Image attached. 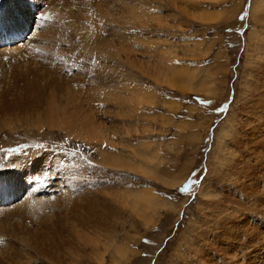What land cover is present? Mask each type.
<instances>
[{
  "label": "rangeland",
  "instance_id": "1",
  "mask_svg": "<svg viewBox=\"0 0 264 264\" xmlns=\"http://www.w3.org/2000/svg\"><path fill=\"white\" fill-rule=\"evenodd\" d=\"M4 1V8L19 2ZM69 1L78 18L76 28L62 31L63 38L54 48L42 51L51 50L60 66L56 59L52 64L44 60L39 64H50L48 71L57 65L61 69L55 74L61 75L74 96L82 92V98H90L95 124L68 136L63 121L51 123L44 114L35 113L32 123L22 124V114L13 112L11 123L1 125L4 114L0 112V194L9 185V192L17 195L21 191L20 196L28 201H23L26 205L21 215L16 212L21 199L0 207V211H8L0 214L4 217L3 221L0 218V252L7 254L0 255V264L252 262L250 250L243 253L237 249L239 235L234 241L225 238L219 252L202 244L199 234L205 236L207 221L213 236L205 241L209 243L218 232L221 225L212 228L217 225L213 222L216 217L209 216L214 210L211 205L221 197L224 214L233 212L238 229L245 230L246 222L248 228L262 232L256 248L264 249V221L244 216L248 212L238 218L239 207L229 201L234 196L222 191L220 185L224 184L214 172L215 157L225 149L222 143L227 145L229 136H234L235 112L251 102L252 70L263 63L255 53L264 48V25L257 26L254 19L264 17V0ZM133 16H137L135 21ZM27 66V59L0 53L1 103L10 100L8 90L14 94L18 88V83H10L13 76L9 75ZM165 74L172 77L165 78ZM174 79L183 91L174 86ZM58 82L54 89L62 91ZM47 86L51 88L52 83ZM246 88L252 91L247 97L243 94ZM80 132L88 134L91 142L81 139ZM232 149L227 147V152L239 154V149ZM119 162V168L113 167ZM206 190L211 192L204 193ZM203 193L206 196H201ZM240 203L252 207V212L264 209L242 199ZM28 233L35 235L36 241L26 244ZM254 263L256 260L250 264Z\"/></svg>",
  "mask_w": 264,
  "mask_h": 264
},
{
  "label": "bare ground",
  "instance_id": "2",
  "mask_svg": "<svg viewBox=\"0 0 264 264\" xmlns=\"http://www.w3.org/2000/svg\"><path fill=\"white\" fill-rule=\"evenodd\" d=\"M9 1V0H8ZM19 2H15V5H11L10 7H6L4 8L5 10L0 14V31H7L8 34H12V35H19L21 33H25V40L21 43H17L9 48H0V53L3 54H12L15 56V58L20 59H27L28 60V66L23 69V67L21 68V71L17 72L16 74L14 73V75L10 74L9 76H13L12 81L10 83H18L16 85H18V90L16 89V93L13 94V92H10L8 89V86L10 85V83H8V81H6L8 83V85L6 86V94L11 96V98H7L10 99L9 101H5L6 98H4V103H1L3 101L0 102V112H3V116L4 118H2L3 120L5 119V117L8 118L5 119V121L3 122L2 120V124L0 122L1 125H4L5 122L6 124H10L11 123V119L9 118L10 114L13 112H18L19 114H22V117L19 119L20 123L22 124H28V123H32L31 122V118H33L32 116L37 113L36 115L38 116L39 114L41 115H45L44 119L49 120L51 123L56 124L57 121H63L65 123V126L67 127V135L70 136L71 133H76L77 129H86L88 127H90V124L94 123V118L90 115V110H89V103H90V98L89 97H81V93L80 96L75 97L74 93L72 92V90L69 88V86L67 85L66 82H64L60 77L61 75L59 74H55L58 73L59 69H61L58 66H60V60L58 61L55 56L51 53V50L47 51V52H42L43 49H46L47 47H53L55 43L59 42L61 39L63 38L61 37V33L62 31H69L68 29L71 30V28L73 26H77V20L76 19V14L73 13V7H71L70 1L67 0L66 2H64L63 0H17ZM9 1L8 3L10 4ZM88 2V1H87ZM7 3V2H6ZM4 3V4H6ZM70 4V5H69ZM116 4V3H115ZM7 5V4H6ZM134 5V4H133ZM115 6V5H114ZM124 6V5H123ZM122 6V7H123ZM136 6V5H135ZM4 7V6H3ZM121 7V5L119 6ZM130 7V6H129ZM133 7V6H132ZM87 8V7H86ZM110 7H107L106 9H108ZM115 8V7H112ZM136 8V7H135ZM120 9V8H119ZM123 9V8H122ZM3 10V9H2ZM89 10V9H88ZM99 10V9H98ZM110 10V9H109ZM112 10V9H111ZM118 10V8H117ZM121 10V9H120ZM129 10V8L127 9V11ZM130 10H134L131 9ZM139 10V9H138ZM80 11V10H79ZM84 11V10H83ZM86 11V10H85ZM123 12L125 10H122ZM121 11V12H122ZM108 12V10H107ZM112 12V11H111ZM111 12H109L111 14ZM118 12V11H117ZM129 12V11H128ZM254 12V11H253ZM78 14V13H77ZM109 14V16H110ZM128 14V13H127ZM141 14V13H140ZM120 15V13L118 14ZM133 15V13H132ZM130 14V16H132ZM146 15V14H145ZM114 16H117L114 15ZM123 16V15H122ZM126 16V15H124ZM123 16V17H124ZM112 17V16H111ZM130 18V17H129ZM135 18H137V16H133V19L135 21ZM143 18V17H142ZM83 19V18H82ZM125 19V18H124ZM132 19V18H131ZM87 21V20H85ZM118 21V18H117ZM126 21V20H125ZM255 24L258 26H263L264 25V17L260 18V19H254ZM82 25V24H81ZM84 25V24H83ZM83 27V26H82ZM74 29V28H73ZM87 29V28H85ZM89 30V29H88ZM264 30V27H263ZM73 31V30H72ZM85 32V31H83ZM64 34V33H63ZM67 36V35H66ZM99 37H97L98 39ZM255 38V37H254ZM106 39V38H105ZM126 41V40H125ZM128 41V40H127ZM100 42V40H99ZM121 42V41H120ZM111 43V41L109 42V44ZM126 45V42H124ZM255 43H257L255 41ZM259 44V42H258ZM256 45V46H260V45ZM263 44V43H262ZM108 46V44H106ZM112 45V43H111ZM117 45V44H116ZM118 46V45H117ZM255 46V47H256ZM115 47V46H114ZM126 47V46H125ZM123 48V47H122ZM262 48V47H260ZM111 49V48H110ZM108 49V50H110ZM128 49V48H127ZM37 50V53L35 54ZM103 50V49H102ZM107 50V51H108ZM125 50V49H124ZM68 51V50H67ZM121 51V50H120ZM255 51V49H254ZM72 52V51H71ZM123 52V51H122ZM126 52V51H125ZM257 52V51H255ZM65 53H67L65 51ZM64 53V54H65ZM106 53V52H105ZM112 53V52H110ZM57 54V53H56ZM258 55H255L258 59H262V64H260L259 62L256 64H260L258 66V68H255L252 70H250V74L252 73L251 77H250V81L252 83L251 85V90H248L247 92V88L244 91V96L246 95V97L252 92V98L251 102L248 100L249 103H247V105H245L246 103H244V101L247 100V98L243 101V103L241 102V104L245 105V108L243 110H238L235 112V120L237 122L236 124V128L234 129V136H229L230 134L228 133V136L230 137L228 144L223 145L222 143V147L225 148L222 152V154L219 155V150L221 151V148L218 149V155L217 157H215V173H216V177L218 178V182L224 185H220V188L223 189L222 191L224 193H226L228 196H239L240 193H243V198H239V200H236V198H230L231 200H229L231 203H233L234 205H236L238 208L237 210V216L238 218L242 215L243 212H248L246 215L244 216H253L254 218L258 219V222L263 223L264 221V209L263 210H259L257 208V210H255L254 212H252L250 209H252V207L249 209L248 207H245L243 204L240 203V199H242L244 202L249 203V204H255L257 206H260L261 208L264 207V144L261 142H264V61L263 58L264 57V48H262V50H259L258 53H255ZM111 56V55H110ZM119 56V55H118ZM117 56V57H118ZM54 59L57 60V64L55 69H49L50 64L49 63H54ZM45 61L46 63L49 62V66L46 65H42L39 64V61ZM131 61V60H130ZM257 61V60H256ZM21 62V61H19ZM24 62V61H23ZM22 62V63H23ZM15 63V62H14ZM25 63V62H24ZM38 63V64H37ZM51 63V64H52ZM134 63V62H133ZM132 63V64H133ZM137 63V62H136ZM62 64V63H61ZM131 65V63H129ZM255 65V63H253ZM135 66V64H133ZM140 65V64H139ZM21 66V65H20ZM20 66H17L20 67ZM68 66V65H67ZM254 67V66H253ZM47 68V70H46ZM63 68V67H62ZM135 68V67H134ZM137 68V65H136ZM135 68V69H136ZM23 69V70H22ZM70 69V68H69ZM153 69V68H152ZM161 69H159L160 71ZM173 70V69H172ZM143 71V70H141ZM157 71V69H155V72ZM51 72V73H50ZM54 72V73H53ZM170 72V71H168ZM159 73L160 72H156ZM163 72H161L162 74ZM65 74V73H64ZM168 74V73H167ZM167 74H165V78L167 77ZM170 74V73H169ZM249 74V75H250ZM7 75V74H6ZM16 75V76H15ZM175 73L172 74V76H174ZM248 75V76H249ZM16 78H15V77ZM143 76V75H142ZM171 76V75H170ZM170 76H168L167 78H169ZM171 76V77H172ZM17 80H14V79ZM63 78V77H62ZM163 78V81H165L166 79ZM249 78V77H248ZM8 79V77L6 78ZM67 79V78H66ZM181 79V78H179ZM178 79V81H180ZM61 81V86L62 87V91L57 90L55 91L54 89V85L55 83H57L58 81ZM168 80V79H167ZM166 80V81H167ZM176 80V81H175ZM174 81L176 82L174 86H176V88L178 90H182L181 88H178V84L177 83V79H174ZM203 81V80H202ZM181 82V81H180ZM197 82V81H196ZM52 86L51 88L49 86H47L48 84H51ZM14 84V85H15ZM59 84V82H58ZM69 84V82H68ZM174 84V83H173ZM181 84V83H180ZM66 85V86H65ZM168 85V84H167ZM187 85V84H185ZM194 85V84H193ZM173 86V85H171ZM195 87V86H193ZM15 88V87H14ZM196 88V87H195ZM199 88V87H198ZM254 88V90L252 89ZM15 90V89H13ZM71 90V91H70ZM88 90V89H87ZM4 91V90H3ZM12 91V90H11ZM183 91V90H182ZM250 91V92H249ZM46 92V95L43 93ZM98 93V92H97ZM249 93V94H248ZM5 94V92H4ZM86 94V93H85ZM84 94V95H85ZM45 95V96H44ZM7 97V96H6ZM243 98V97H242ZM242 98H240L242 100ZM249 98V97H248ZM133 100V99H132ZM247 102V101H246ZM87 103V104H86ZM132 103V102H131ZM86 104V105H85ZM57 113V114H56ZM16 114V113H15ZM18 114V115H19ZM57 115V116H56ZM13 116V115H12ZM16 116V115H15ZM35 117V115H34ZM36 119H40V118H36ZM18 120V122H19ZM34 120V119H33ZM100 120V118H99ZM97 120V122L99 121ZM1 121V120H0ZM41 121V119L39 120ZM96 121V120H95ZM170 121V120H169ZM165 122V121H164ZM36 123V122H35ZM40 124V123H39ZM95 124V123H94ZM43 124H41L40 126L42 127ZM50 125V124H49ZM97 125V123H96ZM59 126V125H58ZM37 127V126H36ZM60 127V126H59ZM179 127V126H178ZM54 128V127H53ZM97 128V127H96ZM95 128V129H96ZM104 128V127H103ZM108 128V127H106ZM114 128V126L112 127V129ZM65 129V128H64ZM101 129V128H100ZM66 130V129H65ZM98 129H96L97 131ZM107 129H102L101 131H104ZM110 130V129H108ZM64 131V130H63ZM105 131V132H106ZM113 132V131H112ZM66 133V131H65ZM98 133V131H97ZM108 133V132H107ZM225 133V132H224ZM93 134V133H92ZM104 134V132H103ZM227 134V133H225ZM88 135V134H87ZM87 135H82L80 132V138L86 141H90L89 138H87ZM101 135V134H100ZM219 135V134H218ZM78 136V135H77ZM93 136V135H92ZM98 136V135H97ZM113 136V135H112ZM227 136V137H228ZM91 137V136H90ZM226 137V136H224ZM92 138V137H91ZM93 139V138H92ZM98 139V138H97ZM221 141V140H220ZM224 141V140H223ZM222 141V142H223ZM91 142V141H90ZM226 142V141H224ZM219 145V146H220ZM115 146V145H114ZM228 148H233V149H239V154L236 156L233 154V152L230 153L227 152L229 150H227ZM218 148V147H217ZM232 149V150H233ZM135 151V150H134ZM234 151V150H233ZM144 153V152H143ZM221 153V152H220ZM241 153V154H240ZM135 154V153H134ZM130 155V154H129ZM139 155V154H138ZM138 157V156H137ZM141 157V156H140ZM116 158V157H115ZM142 158H144V156L142 155ZM111 159V158H110ZM118 159V158H117ZM115 160V159H114ZM131 160V159H130ZM151 160V159H150ZM119 161V160H117ZM214 162V159L211 160V162ZM212 162V163H213ZM121 162H119V164L113 165V167L119 168V165ZM209 163V162H208ZM135 166V165H134ZM211 166V165H209ZM109 167V166H107ZM212 167V166H211ZM212 167V168H213ZM125 168V167H124ZM137 168V167H136ZM212 168H210L209 175L214 174V172H212ZM128 169V168H126ZM129 170V169H128ZM209 170V169H208ZM138 171V170H137ZM141 174V173H140ZM210 175V176H211ZM212 177V176H211ZM214 177V175H213ZM215 177V178H216ZM214 178V179H215ZM211 179V178H208ZM213 179V181H215ZM68 182V181H67ZM229 182L231 184H229ZM14 183V182H13ZM178 184V183H177ZM175 184V186L177 185ZM218 184V183H217ZM215 184V186H218ZM174 186V187H175ZM11 188V186H7L5 188V190L9 191ZM176 188V187H175ZM215 190V188H214ZM216 191V190H215ZM211 191L206 190V192L209 194ZM84 193V192H83ZM203 193V195L201 196H206ZM85 194V193H84ZM138 194V193H136ZM150 194V193H149ZM220 194V193H219ZM133 195V193H132ZM141 195V194H140ZM139 195V196H140ZM151 195V194H150ZM10 196V195H9ZM142 196V195H141ZM144 196V195H143ZM226 196V195H225ZM130 197V196H129ZM137 197V195H136ZM220 196L218 195V198ZM150 198V197H149ZM143 199V198H142ZM25 199L23 198L20 202L17 203V210H14L16 212H18L17 214L21 215V210L23 211L24 209V205L25 202H23ZM124 200V199H123ZM132 200V199H130ZM134 200V199H133ZM139 200V199H138ZM148 200V199H147ZM146 200V201H147ZM152 200V199H150ZM226 200V198H225ZM26 201V200H25ZM79 201V200H78ZM127 201V200H126ZM28 202V201H26ZM80 202V201H79ZM78 202V203H79ZM131 202V201H130ZM133 202V201H132ZM131 202V203H132ZM139 202V201H138ZM143 202V201H142ZM227 202V201H226ZM226 202H224L226 204ZM73 203V202H72ZM134 203V202H133ZM140 203V202H139ZM153 203V202H152ZM216 203V204H215ZM214 204H210L212 206V210L210 213V216L216 217L214 218L213 222H217V225H212V228H216L217 226L221 225L218 232L214 234V238H212L210 240L209 243H207L205 241V239L207 237L210 238V235L213 233L211 230H209V228L211 227V224L207 221L206 222V228L203 231H206L205 236L200 235V240L204 241L202 244H205L207 247H210L213 251L218 249L219 245H221V243L224 241L225 238L230 239V240H235L238 239V235L240 238V242L239 245L238 243L237 245V249H241V251L244 252H248L249 250L251 251L250 254L253 256V260L255 262L256 260V264H264V249L260 246V248H256L259 247L261 241H262V232L259 229H250L247 227V224L245 221L244 226H246V229L243 231H241L240 229H238V227L234 224L237 220L236 217L233 216V212L230 214L226 215L224 214V211H226V209L223 208L224 205H222L223 201L221 200V197L215 202ZM229 203V202H228ZM75 204V202L73 203V205ZM128 204V203H127ZM146 204V203H145ZM207 204V203H206ZM230 204V203H229ZM72 205V206H73ZM155 204H153L154 207ZM209 205V204H207ZM14 206V205H13ZM136 206V205H135ZM148 206V205H146ZM152 206V205H151ZM256 206V207H257ZM76 207V206H75ZM140 207V206H139ZM152 207V211H154ZM255 207V206H254ZM2 208V207H1ZM74 208V206H73ZM20 209V210H19ZM139 209V208H138ZM3 210V209H2ZM71 210V209H70ZM75 210V209H74ZM74 210H72L71 212H73ZM234 210V209H233ZM140 211V210H139ZM156 211V210H155ZM69 212V211H68ZM67 212V213H68ZM77 212H79L77 210ZM1 213H8L7 212H3L0 211ZM13 213V212H12ZM66 213V215H67ZM87 213V212H86ZM70 214V213H68ZM79 214V213H78ZM236 214V213H234ZM245 214V213H244ZM52 215V214H51ZM85 215V214H84ZM1 216V215H0ZM17 216V215H16ZM23 216V215H22ZM71 216V215H70ZM73 216V215H72ZM86 216V215H85ZM225 216V217H224ZM236 216V215H235ZM8 217V215H7ZM14 217V216H12ZM68 217V215L66 216ZM84 217V216H83ZM260 217V218H259ZM1 218V217H0ZM4 218V217H3ZM3 218L2 221H3ZM11 218V217H10ZM17 217H15L16 219ZM19 218V217H18ZM24 217H22L21 219H23ZM59 218V217H58ZM69 218V217H68ZM208 219V216L206 217ZM234 218V219H233ZM243 218V217H242ZM41 219V218H40ZM81 219V218H80ZM17 220V219H16ZM19 220V219H18ZM50 220V219H49ZM54 220V219H51ZM50 220V221H51ZM56 220V217H55ZM65 220V219H64ZM253 220V219H251ZM250 220V221H251ZM255 220V219H254ZM1 221V220H0ZM1 221V222H2ZM5 221H7L8 224V219ZM21 221V220H20ZM47 221V220H46ZM17 222V221H16ZM23 222V221H22ZM54 222V221H53ZM76 222V221H75ZM253 222V221H252ZM6 223V222H5ZM12 223V222H11ZM15 225V222H13ZM90 223V222H89ZM254 223V222H253ZM250 222V224H253ZM256 223V222H255ZM6 224V225H7ZM18 224V223H17ZM34 224V223H33ZM40 224V223H39ZM47 224V222H46ZM56 224V223H55ZM87 224V223H86ZM237 224V223H236ZM2 228H3V224ZM22 225V224H20ZM49 225V224H47ZM72 225V224H71ZM76 225V224H74ZM82 225V224H81ZM92 225V224H91ZM255 225V224H254ZM52 226V225H51ZM70 226V225H69ZM68 226V227H69ZM79 226V225H78ZM77 226V227H78ZM205 226V225H204ZM241 226V225H240ZM250 226V225H249ZM18 227V226H17ZM24 227V226H23ZM76 227V228H77ZM259 227V226H258ZM13 228V227H12ZM20 228V227H19ZM44 228V227H43ZM47 228V227H45ZM79 228V227H78ZM26 229V228H25ZM71 229V228H70ZM73 229V228H72ZM17 230V229H16ZM50 230V229H49ZM23 231V230H22ZM41 231V230H40ZM72 231V230H71ZM83 232V231H82ZM23 233V232H22ZM26 233V232H25ZM54 233V232H53ZM86 233V232H85ZM81 234V233H80ZM14 235V234H13ZM20 235V234H19ZM26 235V234H25ZM213 236V234L211 235ZM264 236V235H263ZM7 237V236H6ZM27 242L26 244H29L32 241H36V236L33 234L28 233L26 236ZM41 239V237L39 238ZM55 239V238H54ZM79 239V238H78ZM264 239V238H263ZM77 240V239H76ZM229 240V241H230ZM48 241V240H47ZM66 241V240H65ZM237 241V240H236ZM42 242V240H41ZM58 242V241H57ZM61 242V241H60ZM264 242V240H263ZM10 243V242H9ZM62 243V242H61ZM198 243V242H197ZM224 243V242H223ZM15 244V243H14ZM45 244V243H44ZM230 244V243H229ZM3 245V244H2ZM11 245V244H10ZM41 245V244H40ZM63 245V244H62ZM226 245V244H225ZM255 245V248L254 246ZM264 245V244H263ZM26 246V245H25ZM90 246V245H89ZM97 246V245H96ZM235 246V245H234ZM253 246V247H252ZM86 247V246H85ZM223 247V245H222ZM230 246H228L229 248ZM33 248V246H32ZM49 248V247H48ZM99 248V247H97ZM225 248H227L225 246ZM254 248V249H252ZM16 249V248H15ZM105 249V248H104ZM231 249V248H230ZM235 249V248H234ZM236 249V250H237ZM261 249V250H260ZM44 250V249H42ZM67 250V249H66ZM96 250V248H95ZM219 250V249H218ZM233 250V249H232ZM231 250V251H232ZM39 251V250H38ZM65 251V249H64ZM123 251V250H122ZM7 252V250H6ZM11 252V251H10ZM40 252V251H39ZM80 252V251H79ZM121 252V251H120ZM124 252V251H123ZM218 252V251H217ZM220 252V250H219ZM221 253L223 256L227 257L226 255H228L227 252L222 251L221 248ZM4 253V254H2ZM15 253V252H14ZM199 253L201 254V251H199ZM241 253V252H240ZM239 253V254H240ZM11 254V253H10ZM73 254V253H72ZM71 254V255H72ZM1 256H7V254L5 253V250L3 252H0ZM16 255V253H15ZM89 255V254H88ZM208 254H206L207 256ZM231 255V254H230ZM241 255V254H240ZM202 256V255H201ZM219 256V254H218ZM236 256V255H235ZM249 256V253L248 255ZM14 257V256H12ZM205 257V256H204ZM233 257V256H232ZM237 257V256H236ZM235 257V258H236ZM243 257V256H242ZM4 258V257H3ZM7 258V257H5ZM200 258V257H199ZM241 258V256H240ZM239 258V259H240ZM250 258V257H249ZM209 258H206V260ZM2 260V259H1ZM10 260V259H9ZM210 260V259H209ZM213 260V259H212ZM230 260V259H229ZM238 260V259H237ZM249 261L250 263H253ZM239 261V260H238ZM247 261V260H245ZM66 262V261H65ZM212 262V261H211ZM2 263V262H1ZM214 263V262H213ZM247 263V262H246ZM249 263V264H250ZM209 264V262H208ZM212 264V263H211ZM223 264H225L223 262ZM244 264V263H243ZM248 264V263H247ZM255 264V263H254Z\"/></svg>",
  "mask_w": 264,
  "mask_h": 264
}]
</instances>
